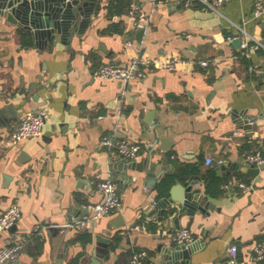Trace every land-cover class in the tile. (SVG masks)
<instances>
[{
  "label": "crops",
  "instance_id": "0c3cea01",
  "mask_svg": "<svg viewBox=\"0 0 264 264\" xmlns=\"http://www.w3.org/2000/svg\"><path fill=\"white\" fill-rule=\"evenodd\" d=\"M133 1L147 18L142 35L129 9L111 13L109 0L68 42L58 33L39 38L38 45L30 30L0 15V109L14 106L0 117V213L13 202L21 208L16 228L0 233V248L22 241L27 264L75 258L77 264H128L139 249L148 250L149 264H180L166 253L178 244L171 234L179 227L170 207L160 218L158 203L171 185L193 177L200 180L193 187L206 197L202 204L210 205L190 225L191 214L179 219L196 237L190 264H227L234 243L243 264H264L250 260L264 236V167L256 177L242 169L243 153L264 147V47L249 52L237 37L227 39L238 34V24L264 43V16L253 17L256 0H230L221 7L225 16L200 3ZM117 22L123 33L111 30ZM137 53L211 63L155 68L129 83L98 76L103 61L126 64ZM43 106L48 117L42 135L5 145L22 116ZM153 109L157 123L147 128L144 119ZM249 117L252 126L243 127ZM105 135L113 145L103 144ZM121 139L140 142L141 152L123 157L116 145ZM122 162L134 168H121ZM152 162L155 175L146 171ZM169 176L178 180L162 184ZM107 179L119 187L122 207L97 215L91 207L103 198L97 183ZM230 180L252 188H224ZM121 214L125 225L113 228ZM97 235L113 239L107 254L101 255Z\"/></svg>",
  "mask_w": 264,
  "mask_h": 264
},
{
  "label": "built area",
  "instance_id": "2783aa9c",
  "mask_svg": "<svg viewBox=\"0 0 264 264\" xmlns=\"http://www.w3.org/2000/svg\"><path fill=\"white\" fill-rule=\"evenodd\" d=\"M156 4L165 0H145ZM185 7L192 6L194 3H200L203 8L211 9L225 16L221 7L230 0H175ZM129 17L135 27L143 25L147 18L144 13L140 12V6L137 2H132L129 8ZM264 16V1L256 0L253 8V17L258 19ZM238 34H229L227 39L232 41L236 37H240L242 46L249 52L264 47V43L255 39L244 27L236 24ZM256 40L255 42H253ZM130 43V42H128ZM186 65L199 64L204 67L210 65L209 59H186L180 55L173 54L170 56H151L148 54L137 53L126 64H121L112 61H103L98 69L97 74L103 79H116L124 83H129L134 79L142 78L149 70L155 68L177 70L179 64ZM48 108L43 106L37 110H30L22 116L18 127L5 137V145L12 147L18 144L21 140L42 135L44 126L47 122ZM237 133L243 134L244 130L239 129ZM105 145H113L114 141L105 135L103 140ZM120 154L126 158H135L142 149L140 142L131 141L129 139H121L116 143ZM243 160L248 165H264V147L262 144L255 149L247 150L243 153ZM207 163H213L212 158L207 159ZM239 185L242 189L247 190L252 188V185L241 180H230L224 183V188L232 185ZM97 189L102 194V199L91 205L97 215H111L113 212L120 210L122 207L121 193L119 187L112 180H100L97 183ZM21 218V208L16 202L11 203L8 208L0 213V233L7 232L17 224ZM173 239L178 244H190L195 241V234L189 227H180L172 234ZM24 244L22 241H14L13 243L4 245L0 248V264H27L21 260V251ZM147 249L136 250L128 264H149ZM250 260L254 262H264V236L259 239L250 256ZM243 260L239 256V246L234 243L228 248L227 264H243Z\"/></svg>",
  "mask_w": 264,
  "mask_h": 264
},
{
  "label": "water",
  "instance_id": "95a60500",
  "mask_svg": "<svg viewBox=\"0 0 264 264\" xmlns=\"http://www.w3.org/2000/svg\"><path fill=\"white\" fill-rule=\"evenodd\" d=\"M102 0H0V15L6 16L7 20L18 23L21 27L30 30L33 38L39 43V38L51 39L56 37L59 33L64 42H68L72 32L82 33L84 28L91 22L92 15L97 14L102 7ZM138 34L142 35L145 27L138 26ZM237 43L241 42L240 37L236 38ZM14 106L12 104L7 105L0 109V117L5 112H11ZM9 112V113H10ZM144 112L142 109L141 113ZM154 109L151 111L148 117H145L144 123L147 128L148 126L157 123L156 118L152 115ZM240 117V112L235 111V114ZM252 118V119H251ZM253 117L246 118L242 123L243 127H251ZM163 142L167 145L170 143L168 137H160ZM163 147V145H162ZM164 149L167 148L163 147ZM121 168H134L133 163L122 162L119 164ZM156 163L152 162L150 166L146 168V171L150 175H155ZM264 165H244L242 168L246 173L253 177H256ZM143 166H138V170H143ZM178 180V176L175 178ZM156 181V179H152ZM193 177H190L183 182H176L170 187V195L165 196L159 203L161 210V219L166 214L170 207V212L176 227L179 225V219L183 213L191 214V224L193 215L200 209L205 211V206H209L210 202L206 201L203 205V200L206 198L200 188H194L195 183H199ZM162 184L169 185V179H163ZM154 186V185H153ZM183 188V192L182 189ZM208 202V203H207ZM156 212L153 209L150 214ZM125 225V220L121 214L116 222H112L113 228H121ZM17 224H14L10 229L16 228ZM98 249L101 250L102 254H107L110 249L112 242L111 237L105 235H97ZM193 246L191 244H177L176 246L170 247L166 250V253L170 255V261H180V264H190L191 254L193 252ZM109 254V253H108ZM167 254L164 256H167Z\"/></svg>",
  "mask_w": 264,
  "mask_h": 264
},
{
  "label": "trees",
  "instance_id": "16d2710c",
  "mask_svg": "<svg viewBox=\"0 0 264 264\" xmlns=\"http://www.w3.org/2000/svg\"><path fill=\"white\" fill-rule=\"evenodd\" d=\"M132 1L133 0H109L107 7L111 13L122 14L123 12H125L127 9L130 8ZM112 28L113 29L111 30L114 32H120V33L124 32V28L120 26L119 22L113 24ZM212 174H213L212 171H210L209 175L211 176ZM168 179L170 183L171 181H173V179H175V177L169 176ZM83 236L85 237L86 240L91 239V236L88 233L81 234V237ZM77 263H78V258H75L69 264H77Z\"/></svg>",
  "mask_w": 264,
  "mask_h": 264
}]
</instances>
